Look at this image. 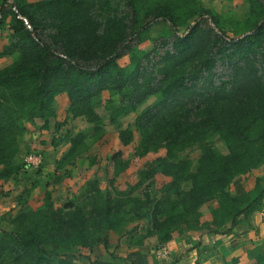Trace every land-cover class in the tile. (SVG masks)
Listing matches in <instances>:
<instances>
[{"label":"trees","instance_id":"trees-1","mask_svg":"<svg viewBox=\"0 0 264 264\" xmlns=\"http://www.w3.org/2000/svg\"><path fill=\"white\" fill-rule=\"evenodd\" d=\"M116 1L0 0V31L9 30L0 57H13L0 68V181L23 169L15 161L25 124L40 119L48 129L59 95L66 96L70 117L92 126L90 135L65 136L69 147L55 169L73 167L104 135L94 110L104 94L111 122L137 113L136 157L164 151L136 188L150 191L156 176L169 181L155 187L153 197L146 191L140 198L131 194L135 187L111 194L94 179L79 198L59 206L45 189L40 207L19 210L7 227L0 225V264H77L69 259L73 249L105 248L107 235L122 232L130 214L143 212L146 219L136 245L158 249L184 233H229L241 217L263 210L258 180L236 196L230 187L264 168V0H249L243 33L198 0H119L128 10L120 15ZM208 17L217 33L206 26ZM158 21L169 30L166 50H136L132 42ZM212 136L225 153L211 146ZM118 139L129 146L132 127L119 130ZM195 149L196 161L184 155ZM118 156L112 157L114 172L122 173L129 164ZM207 204L213 206L205 219L200 210ZM85 264L121 263L111 257ZM245 264H264V246L254 247Z\"/></svg>","mask_w":264,"mask_h":264},{"label":"rangeland","instance_id":"rangeland-1","mask_svg":"<svg viewBox=\"0 0 264 264\" xmlns=\"http://www.w3.org/2000/svg\"><path fill=\"white\" fill-rule=\"evenodd\" d=\"M198 2L201 7L211 11L214 15H219L226 20H234V23L237 22L240 25L241 33L244 32L243 21L248 14L249 0H198ZM115 4L118 15H120V13H127L128 10L124 2L120 3V1L117 0ZM206 26L213 29L214 33H217L218 29L213 25L210 17L206 20ZM185 30V27L178 28L180 34ZM224 31L229 33L230 36H235L233 30L228 27H225ZM7 34H9L7 28L0 31V46L7 44L8 40L5 37ZM168 34L169 30L167 25L158 21L140 40H134L132 46L136 48V50H156L157 52H163L167 48L164 44L168 42ZM127 60L128 57L126 56L121 59V63H126ZM12 61V56L0 57V68L9 65ZM106 98L107 95L104 94L102 100L94 107L97 115L103 120V137L95 142L87 154L77 160L73 167H69L60 172L56 171L55 163L69 147L65 141V136H74L79 132L90 135L92 133V126L87 124L82 118L74 119L67 114L68 101L65 95L56 97L53 104L55 117L50 119L48 129H43V121L40 119H36L33 123L25 124L26 131L19 139L20 153L15 161L17 164H22L23 169L10 180L6 182L0 181L1 226L7 227L6 221L19 210L24 208L37 209L40 207L45 189L51 191L52 199L56 206L69 202V200L79 198V194L83 192L87 182L94 179L99 182L101 189L107 190V192L109 191L108 193L132 192L131 190L134 187L136 188L139 183L141 173L149 168L151 162L164 155V151H159L156 154L136 157L135 150L139 143V134L133 128V123L137 113H130L113 123L110 121L109 114L104 106ZM152 101L153 100L150 99L144 107L149 105ZM57 125H60V128H56ZM128 126L132 127L133 140L129 146H122L118 139V132ZM209 142L215 150L220 153H225L226 149L223 142L216 136H212ZM27 154L40 155L42 161L41 165L37 168L27 166L24 163V158ZM116 154L119 155L118 157L123 163L129 164L128 168L122 173L114 172L112 157ZM198 154V151L195 149L187 151L184 155L192 161H196ZM257 180L264 187L263 166H260L245 177H237L234 179L230 187V192L232 195L236 196L241 192L250 191L253 189ZM168 181V178L156 176L150 191L145 190L144 185H142L136 188L131 194L143 198L146 191H148L153 197L155 194V187H160ZM185 189H187V186ZM19 196H22L25 200V204L20 202ZM212 206V204H207L201 208L200 212L203 218H208L209 210ZM142 213L143 212H141L140 215L130 214V216L127 217L128 222L122 232L109 233L107 235L105 248L100 245L95 248L93 252L76 248L72 250L69 259L77 264L87 263V258H97L106 261L111 259V257H115L118 260L123 259L119 262H124L125 264H172V258L174 257L172 246L174 248L175 243H170L166 246L170 252L169 257L166 259H158L155 256L157 249L152 245H136L138 238L143 235V230L146 226V219H141L140 217ZM228 229L229 227L225 228L224 232L228 231ZM194 235L184 233L176 237V239L179 241L184 240V243L189 245L195 242V240H193ZM226 235L227 236H223L226 242L227 238H231V240H228L229 250L235 248L237 251L234 250L231 252L232 254L222 252L224 250L223 245H221L223 240L219 239L215 241V243H210L209 251L202 256L206 257V255L209 256L210 254L212 256H217V258H215L217 263L213 262L212 264H232L233 261L238 258H240L242 262H245L254 247L264 246V206L260 213L253 214L248 218L241 217L239 224L231 229L229 233H226ZM184 248L185 247L182 245L179 246L178 252L181 253L179 255H183L184 258L176 262L178 264H193L192 261L188 260L190 255H186ZM219 251H221L224 256L221 257ZM139 253H142L140 261L128 260V256L137 257ZM212 256L211 260H214ZM225 258L227 260H225ZM128 261L130 262L128 263Z\"/></svg>","mask_w":264,"mask_h":264},{"label":"crops","instance_id":"crops-1","mask_svg":"<svg viewBox=\"0 0 264 264\" xmlns=\"http://www.w3.org/2000/svg\"><path fill=\"white\" fill-rule=\"evenodd\" d=\"M223 236H227V235L226 234H221V235L204 234V235H201V236L194 235L193 236V240H195V242L192 243V244H189L188 243L190 246L187 245V243L185 244L184 243V240L179 241L178 239L174 238L173 241L171 242V243H175L174 248L172 246V250H173L172 252H174V254L172 253L173 256H174V257L172 256L173 257L172 258L173 259L172 260V264H174V263L175 264H178L176 261L179 262L182 258H184L183 255L180 256L179 254H181V253L178 252V248L181 245L183 247H185L184 249L186 251V255H188V256L190 255V257L188 258V260L192 261L193 264H212L213 262L217 263L216 262V259H215V258H217V256H212L210 253H209L210 255L209 256L206 255V257H204L202 255H204L205 253H207V251H209L208 249L210 247V243H215V241H218L219 239L223 240V242H222L221 245H223V247H224L223 249L224 250L223 251L221 250V251L222 252H225L227 254L228 253L232 254L231 252H233L235 250V248H232V250H229V247H228V245H229L228 240H231V238L230 237H229V239L227 238V242H226L224 240L225 238H223ZM221 251H219V252H220V255L222 257L224 255H222ZM235 251H237V250H235ZM211 252H213V251H211ZM211 256L213 257L214 260H211ZM118 257L120 259V256L119 255H118ZM141 257H142V253H139L137 257H135V256H132V257L130 256L129 257L128 256V260H131L132 259L134 261H140V258ZM221 257H219V258H221ZM235 257H238V256H235ZM120 260H123V259H120ZM120 260L117 259L118 263H120L119 262ZM225 260H227V259L225 258ZM236 260H238V263H236V264H245L246 263V261L245 262H242V260L240 258H238ZM129 262L130 261H128V263ZM121 264H125V263L122 262Z\"/></svg>","mask_w":264,"mask_h":264},{"label":"built area","instance_id":"built-area-1","mask_svg":"<svg viewBox=\"0 0 264 264\" xmlns=\"http://www.w3.org/2000/svg\"><path fill=\"white\" fill-rule=\"evenodd\" d=\"M24 163L27 165V166H31V167H39L42 163L41 161V156L40 155H37V154H27L24 158ZM169 250L167 249L166 246H162L160 248H158L155 252V256L158 258V259H166L169 257Z\"/></svg>","mask_w":264,"mask_h":264},{"label":"water","instance_id":"water-1","mask_svg":"<svg viewBox=\"0 0 264 264\" xmlns=\"http://www.w3.org/2000/svg\"><path fill=\"white\" fill-rule=\"evenodd\" d=\"M28 26V25H27ZM28 28L31 30V28L28 26Z\"/></svg>","mask_w":264,"mask_h":264}]
</instances>
